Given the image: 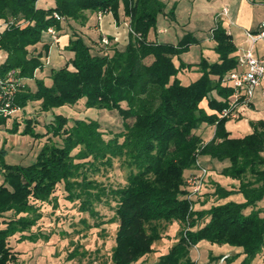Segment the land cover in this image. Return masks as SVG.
Returning <instances> with one entry per match:
<instances>
[{
	"label": "trees",
	"instance_id": "trees-1",
	"mask_svg": "<svg viewBox=\"0 0 264 264\" xmlns=\"http://www.w3.org/2000/svg\"><path fill=\"white\" fill-rule=\"evenodd\" d=\"M38 1L0 0V49L7 54L0 77L15 70L20 80L12 98L19 110L0 116V126L10 122V132L17 133L24 125L22 134L46 139L29 165L0 160V264L18 260L14 238L35 242L47 236L33 228L43 217L44 203L57 208L58 191L99 218L94 226L105 223L95 201L113 197L112 221L118 224L111 264H136L152 254L155 241L173 221L181 225L178 241L154 264H196L190 247L201 240L240 249L242 264H253L264 253V216L258 204L264 199V123L254 124L248 135L233 137L225 127L230 118L220 116L233 94L226 76L239 66L237 46L221 20L212 30L218 59L202 56L193 64L181 58L197 43L190 33L177 43L158 41L153 34L158 16L166 12L163 0H53L48 8ZM121 4L130 19V39L124 47L105 44L103 36H84L71 23L84 26L89 13L112 12L118 19ZM174 14L170 10L167 15ZM63 25L71 27L67 50L74 56L60 68H49L50 43L43 42L44 35ZM194 67L199 77L183 84L178 73ZM45 69L46 76L40 77ZM35 101L40 103L38 114L53 113L43 132L36 130L37 117L21 119ZM80 102L87 108L115 110L122 131H105L91 116L53 111ZM206 125L216 128L208 142L202 133ZM205 156L227 162L222 173L240 181L232 189L215 182V198L241 193L244 202L196 206L210 198L191 195L188 171L197 168V162L211 170L202 161ZM114 159H123L127 166L124 185L106 187L90 178L91 172L112 167Z\"/></svg>",
	"mask_w": 264,
	"mask_h": 264
},
{
	"label": "rangeland",
	"instance_id": "rangeland-1",
	"mask_svg": "<svg viewBox=\"0 0 264 264\" xmlns=\"http://www.w3.org/2000/svg\"><path fill=\"white\" fill-rule=\"evenodd\" d=\"M204 1L201 0V2L193 4L191 0H183L176 4V0H165L168 12L174 10V18L178 17V22H173L170 33L162 35V40H175L177 43L190 33L197 41L181 56L182 60L187 63L194 64L199 62L202 56L207 57L208 51L215 47L214 40H210V26L215 25L214 18L211 14H207L206 11L200 10V6L203 5L205 9H216V7L208 2L204 4ZM41 2L42 5L53 4V0H42ZM104 36L109 37L108 32L105 31ZM206 37L209 40H206ZM108 41L107 45L116 44V41H112L109 38ZM213 52L216 53L214 49L212 50ZM0 55L2 56L1 63L7 55L4 49H0ZM53 65L57 66L54 60ZM198 77L199 72L195 67L192 70L183 69L178 73V78L183 84H189ZM48 80L51 81V78H48ZM81 101L84 102V100ZM83 102L76 104L74 107L67 105L55 108L53 111L60 114L61 112L68 113L69 116L79 118L91 116L100 121L102 129L105 131H122V119L114 112L115 110H112V112L105 109L87 108ZM203 104L207 106L206 101ZM39 107V101L30 102L25 108L27 113L21 115V119L30 115L37 117L39 124L35 126L36 130L43 132L45 131L44 123L53 119V113L42 112L38 114ZM132 120L130 121L132 122ZM10 127V122L6 126H0V160L11 164L29 165L33 163L46 139L39 140L35 139L31 134H22L21 130L24 129V125H21L17 133L10 132ZM126 168L127 166L123 164V159H114L112 167L102 169L99 173L91 172L90 178L102 182L106 187L117 188L126 183L128 174ZM222 169V166L215 164V169L209 170L204 181L202 194H208L210 199L205 203H196L199 209L209 208L215 203L235 201L231 196L237 193H233L228 197L215 198V182L225 188H229L230 184L238 182V179L224 175ZM197 170L198 166L191 171V174L194 171L197 172ZM57 193L59 203L57 208L55 209L52 205L44 203L42 205L43 217L33 228L34 232H43L47 236L37 239L35 242H18L17 238H14L12 244L19 252L18 260L13 264H111L110 254L115 245L114 239L118 224L116 221H112L114 216L113 206L116 203L113 197L105 196L102 201H95V209L99 211L101 219L105 223L101 224V226H94V223L100 220L99 218L92 217L87 211H81L79 201L70 202L63 198L62 193L59 191ZM197 196L195 195V197ZM203 198L208 197L205 195ZM180 229L181 225L177 221L168 223L162 238L155 241L153 245L154 252L140 259L136 264L156 263L162 255L176 244L179 238L177 234ZM263 256L264 253L260 257H256L253 264H261ZM190 257L196 264H242L244 254L241 253L240 249L228 244L201 240L190 247Z\"/></svg>",
	"mask_w": 264,
	"mask_h": 264
},
{
	"label": "crops",
	"instance_id": "crops-1",
	"mask_svg": "<svg viewBox=\"0 0 264 264\" xmlns=\"http://www.w3.org/2000/svg\"><path fill=\"white\" fill-rule=\"evenodd\" d=\"M41 1L42 0L38 1V6H44L47 8L50 6V4L48 3L42 5ZM163 1L165 2V0ZM180 1L183 0H176V4ZM191 1L193 2V4L201 2V0ZM207 2L213 4L216 7V9H205L203 5L200 6V10L206 11L207 14H211L214 18L215 25L210 26V40H213L212 30L216 26L217 21L220 19L223 26H225L232 35L234 43L237 46V53L246 49L249 44L246 40L245 31L250 29L251 31H257L260 28V25H262L261 23L264 20V0H205L204 4H206ZM224 8H228L229 13L227 16H222V18H219V13H221ZM167 14L168 10L166 8L165 14H160L158 16V28H156L157 31L153 34L156 36L158 41L176 43L175 40H162V35L170 33L173 22H178V17H169V15ZM118 17V19L115 18L112 12L105 13L101 17L98 16L97 13H89L88 22L84 26L74 21H72L71 23L76 28H78V30L81 31L84 36L90 37L91 39L95 40L103 36L106 31L108 32L109 37L112 38L111 40L116 41V45H118L119 47H124L130 39V19L128 16H125L123 4H121ZM70 30L71 27L69 25H63L62 29L60 30L55 29L58 36L57 40H54V37L51 33H46L44 35L43 42L50 43V49L48 53L50 61L47 65L48 67L52 65L51 68H60L74 56L73 52L67 50L71 33ZM206 40H209V38L206 37ZM39 45L41 46L43 45V43L41 42L39 43ZM213 49L214 47H212L211 51H208L210 55L208 54L207 57L208 59L215 61L218 59V54L214 52L212 53ZM254 54L257 57L264 58V40H259L256 43L254 47ZM53 60L56 62L57 66L53 65ZM46 72L47 69L41 72L40 77L46 76ZM45 78L47 81H49L47 77ZM28 82L30 83L33 81L28 80ZM263 90L264 78L262 84L256 90V93H254L255 96L250 106L245 108L238 118H230L229 120H227L225 127L227 131L230 132L231 136L243 137L253 132L254 124H257L259 122L264 123ZM203 107L207 108V106H205L204 104ZM215 130L216 128L214 125L204 126L202 133L206 142L210 141L213 138ZM202 161L203 163H207L211 167V169H215V164L222 166V168L227 165V162L220 163L207 156L203 157ZM191 171L189 173H191ZM194 173L196 172L194 171ZM239 184L240 181L238 180V182L230 184L228 186V189L238 187ZM231 198L235 199V201L237 202H244L245 200L244 195L241 193H237L231 196ZM258 204L259 207L263 210L264 199Z\"/></svg>",
	"mask_w": 264,
	"mask_h": 264
},
{
	"label": "built area",
	"instance_id": "built-area-1",
	"mask_svg": "<svg viewBox=\"0 0 264 264\" xmlns=\"http://www.w3.org/2000/svg\"><path fill=\"white\" fill-rule=\"evenodd\" d=\"M229 13L228 8H224L219 13V18L227 16ZM103 14L100 13L101 17ZM54 16L61 20L62 17L55 13ZM220 20V19H219ZM257 31L246 30V40L249 46L241 52H238V69L230 72L225 81L233 89L229 106L225 108L220 116L228 118H238L243 110L250 106L252 103L256 90L262 84L264 78V58L255 56L254 47L259 40H264V20ZM49 32L53 35L54 40L58 39L54 28H50ZM229 32V31H228ZM230 33V32H229ZM1 37V34H0ZM103 42L108 44V37H103ZM2 56L0 55V60ZM47 64L49 58H47ZM20 80L16 76V71H10L6 76L0 77V116L10 117L14 115L19 107L13 105L12 98L18 89ZM264 94V90H263ZM198 171L189 176L187 182L190 188L191 195L195 196L202 193L204 181L209 172V168L197 162Z\"/></svg>",
	"mask_w": 264,
	"mask_h": 264
}]
</instances>
